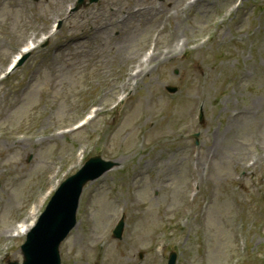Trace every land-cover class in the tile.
I'll use <instances>...</instances> for the list:
<instances>
[{
    "label": "rangeland",
    "instance_id": "1",
    "mask_svg": "<svg viewBox=\"0 0 264 264\" xmlns=\"http://www.w3.org/2000/svg\"><path fill=\"white\" fill-rule=\"evenodd\" d=\"M94 27L97 26L96 23L93 24ZM141 32V30L138 28V26H134L129 28L128 32L126 34L120 35L119 37L115 38L114 42L112 43H108L105 39H101L99 41H97V39L93 38L91 39V47L94 50V52L96 53H105L108 51H111L112 47H115V50L120 52L123 50V54L122 55H127L128 53H130L132 51L133 48H136V45L130 47V41H132L134 39V37H136L139 33ZM63 48V47H62ZM57 51V49H56ZM77 52V54L75 53ZM75 52H70L71 55H69L72 60H69L68 57L66 58H59L58 56H60L59 53L56 54V70H58V76L59 79H62L64 76H66V72L64 71V69H67L66 67V62L68 61V65H69V69H74L76 71L81 70V67L83 65H85L86 59L84 57H79V54H86V51L83 48H79L77 51ZM68 55V54H66ZM262 55L264 56V52H262ZM52 69V68H50ZM195 94V93H193ZM70 102H64V103H60L57 107H56V112L60 111L62 109V114H66V110L69 107ZM251 106L253 107V110L251 112H241V116L244 114H251L254 116L255 118V122L263 125L264 124V99H258L256 101H251L250 102ZM154 107V109L152 108V112H156L158 110V108L156 107L155 103L152 106ZM169 110L174 113V115H176V113L174 112V108L172 106H169ZM230 127V128H229ZM229 127L226 126H222V130L220 132V142L217 146V154L214 155L213 157V162H214V183L215 184H219L221 181H226V179H228L229 177H231V172L229 170V162H230V157L232 155V150L235 146V135L233 133L239 130V123L236 120L231 119V121L229 122ZM168 132V131H166ZM260 139L264 142V129H260ZM251 140V139H249ZM128 146H124V148L126 149ZM41 156H37L35 158V161L33 163L36 164H41ZM151 173L149 175V177L152 175L153 173V169L150 168ZM27 172H36V170H26ZM179 170L176 168L172 167V172H173V177H174V181L172 184L175 183H181L184 181L183 179V175L181 172H178ZM111 174V173H110ZM109 174V175H110ZM225 174V175H224ZM109 175L106 178H109ZM147 177V174H140L138 176L139 182L140 180H142L144 183H146L145 178ZM151 182H148L151 186L146 188V191H143L141 193V197H144L148 194L149 188L152 189V192L155 191V187L159 186V181L158 184L155 186L154 185V180L153 178L150 179ZM97 187V183L96 185H93L92 189H95ZM148 190V191H147ZM217 195L223 196V192H220L217 190ZM154 199V198H152ZM159 202L158 201H154V206H151V209L153 208V214L151 215L152 217L154 216V219L158 216V212H156L157 208L160 206L158 204H160V202L162 201V198L159 197ZM215 200V197L212 198V201ZM164 203V202H163ZM214 207L217 208H221V209H225L228 214H226L225 212H219L215 214V220H216V224H212L211 223V218L208 219V229L210 230L209 227L216 229V233L215 234H224V235H229L226 230H227V226H225L224 222L227 224L231 223V219L233 218V213L231 212L228 203L226 200H223V204H215ZM150 207L144 208L145 212H146V219H147V223L149 224V218H148V214L149 211L151 209H149ZM98 211L94 214V218H96ZM92 219V218H91ZM108 219L109 216L106 215L105 217V221L106 223H108ZM159 224V223H158ZM211 231V230H210ZM214 234V235H215ZM221 236V235H216L217 236V244L220 247V249L222 250V248L224 247V242L228 240V237L226 236ZM215 245V243H214ZM214 247V246H213ZM209 256H210V252H209ZM196 262H198L196 260ZM209 264H219L216 261L211 260L208 262Z\"/></svg>",
    "mask_w": 264,
    "mask_h": 264
}]
</instances>
